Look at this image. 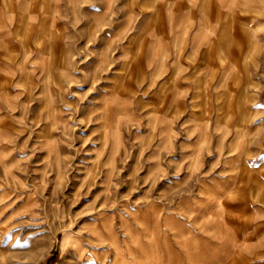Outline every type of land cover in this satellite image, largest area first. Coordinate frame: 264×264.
I'll return each instance as SVG.
<instances>
[{
	"label": "rangeland",
	"instance_id": "rangeland-1",
	"mask_svg": "<svg viewBox=\"0 0 264 264\" xmlns=\"http://www.w3.org/2000/svg\"><path fill=\"white\" fill-rule=\"evenodd\" d=\"M260 3L0 0V264H264Z\"/></svg>",
	"mask_w": 264,
	"mask_h": 264
},
{
	"label": "crops",
	"instance_id": "crops-1",
	"mask_svg": "<svg viewBox=\"0 0 264 264\" xmlns=\"http://www.w3.org/2000/svg\"><path fill=\"white\" fill-rule=\"evenodd\" d=\"M205 9H209V3L205 2ZM261 9L263 10V18H258V17H253L252 18V23L248 24V26H250V35H252L253 39L258 40L257 43L261 45H263L264 42V0H261ZM224 6V5H223ZM223 6L219 7L218 13H217V19L218 21V27H220V30H222V35H220L219 41L220 43H225V44H230L231 43V39L233 38L230 34V30L232 29L231 24H228V19L227 17H225L224 13H222L221 11L223 10ZM232 5H228L226 6V8H231ZM231 10V9H229ZM260 11V10H259ZM236 23V22H235ZM235 25V24H234ZM211 32V30H210ZM215 32V31H214ZM213 32V34H215ZM212 45H214V42L212 43ZM223 52V51H222ZM221 52V53H222ZM224 83V82H223Z\"/></svg>",
	"mask_w": 264,
	"mask_h": 264
},
{
	"label": "bare ground",
	"instance_id": "bare-ground-1",
	"mask_svg": "<svg viewBox=\"0 0 264 264\" xmlns=\"http://www.w3.org/2000/svg\"><path fill=\"white\" fill-rule=\"evenodd\" d=\"M243 101H244V100H243ZM246 104H247V103H246ZM240 107H241V106H240ZM76 241H77V243H78V242H79V239H77Z\"/></svg>",
	"mask_w": 264,
	"mask_h": 264
}]
</instances>
